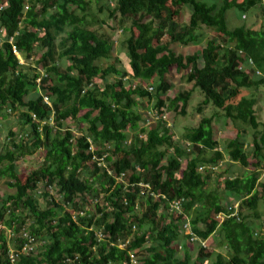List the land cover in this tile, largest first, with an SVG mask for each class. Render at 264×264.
Returning <instances> with one entry per match:
<instances>
[{
  "label": "trees",
  "instance_id": "obj_1",
  "mask_svg": "<svg viewBox=\"0 0 264 264\" xmlns=\"http://www.w3.org/2000/svg\"><path fill=\"white\" fill-rule=\"evenodd\" d=\"M90 1L106 16L101 23L114 18L126 34L128 71L112 57L110 36L89 28ZM90 1L0 0V118L19 109L23 125L8 131L0 151V176L14 189L0 197V223L16 234L26 229L41 248L10 262L8 248L22 238L0 229V264H131L130 252L139 264H210L213 256L212 264H264V119L254 108L264 84V30L241 21L262 0ZM233 8L241 23L231 27ZM203 26L215 35L207 39ZM191 42L205 43L203 66L198 54L170 47ZM13 46L33 66L20 63ZM172 68L193 86L169 98ZM251 87L255 96L241 95ZM195 88L204 96L197 110L210 103L216 111L175 140L163 115L184 114ZM139 103L157 120L144 124ZM217 109L248 124L252 140L243 127L216 139ZM66 119L84 132L76 136ZM36 153L37 166L19 175L17 162ZM225 154L243 173L232 164L218 170ZM213 177L225 194L210 187ZM214 237L226 254L203 245Z\"/></svg>",
  "mask_w": 264,
  "mask_h": 264
},
{
  "label": "rangeland",
  "instance_id": "obj_2",
  "mask_svg": "<svg viewBox=\"0 0 264 264\" xmlns=\"http://www.w3.org/2000/svg\"><path fill=\"white\" fill-rule=\"evenodd\" d=\"M90 1V0H89ZM112 5L115 4V0H111L110 2ZM264 0H262V3L260 5L251 7L245 12V17L241 16L242 24L246 25L247 27L253 28V29H262L264 30ZM185 12V22L189 19V11L188 9H184ZM238 14L237 9L233 8L229 13L228 17L230 18V24L231 27L237 26V23H241L239 20L236 19L234 14ZM106 16H103L102 12L97 11V5L94 1H90V7H89V15L86 16V20L89 21V28L98 30L101 33H104L105 35L110 36L111 40L113 41V49H112V57H118L122 66L125 68V70H129L128 65V56L126 53V48L124 46L123 40L126 36L124 34L116 19L114 18H106V23H101V19ZM126 25H129V22L126 23ZM239 25V24H238ZM203 29L206 32L207 39H210L213 35H215V31L208 29L207 27L203 26ZM59 38H57V42L59 41ZM219 38V37H218ZM205 46V43L202 42L200 44H196L194 42L188 43L187 45H181L179 43H172L170 45L171 49H173L176 53H180L183 55H189L192 53H196L199 55L198 58V66H203V59L201 58V49ZM38 56L37 54L34 55V57ZM37 58V57H36ZM111 60V59H110ZM23 63L33 66V59L25 60L22 59ZM107 60L104 62L106 63ZM166 79L172 84V88L167 92L166 96L169 98L173 97L176 92L191 89L193 86V83H189L186 81L184 72L181 70H176L175 68H172L168 74H166ZM155 80V78H153ZM150 84V83H148ZM151 85V84H150ZM254 87L242 89L241 95L246 96L248 94H252ZM34 90H31L30 94H32ZM255 96V94H252ZM256 104L254 108H256V115L257 119L259 121H262L264 119V84L260 85L259 88L256 90ZM204 96L202 92L195 88L194 91H192V94L188 100L187 106L185 108V113L181 114L178 110H167L166 113V121L168 123V126L170 127V131L173 135V138L175 140H180L182 133L186 130L188 127L196 126L202 116H212V114L215 113L216 109L209 103L206 106L202 107L201 111L197 110L198 104L203 100ZM150 107V108H149ZM151 109V106L146 107L145 104L139 103L138 110L140 113L144 116L149 110ZM19 109H14L8 112L4 117L0 118V151H4L3 149L6 147V138L8 137V131H14L16 133H20L22 129V124L19 120L18 111ZM217 116L213 121V136L222 141L227 140L229 138H234L237 131L240 128H245L246 130V140L249 142L252 140V135L254 133V130L249 127L248 124H244L240 121H231L228 118H226L221 110L217 109L216 112ZM149 125V124H146ZM64 127L71 129L76 136L82 134L85 129V125L83 123H78L77 121H73L72 119H66L64 122ZM262 131L263 129L261 127L258 128V131ZM184 144V142H183ZM182 144V145H183ZM222 149V147H220ZM264 151V149H263ZM40 153H36L33 155V157H24L20 159L17 162L19 175L23 176L22 174H26L30 169L37 166L38 159L40 158ZM227 161V162H226ZM230 162V163H228ZM185 164V161L182 163ZM228 164H232V166H235L237 170H239L240 166L238 163H234L230 160V157L228 155H224V161L222 165L219 167L218 170H224ZM3 163L0 164V169L2 168ZM204 167L201 165L198 167V170H203ZM220 172V171H215ZM215 172L213 175H215ZM239 172L243 173V170H239ZM221 174V172L216 176L218 177ZM216 177H213L211 181H213L212 184H210L211 188H217L218 191L225 194V191H223L222 184L216 180ZM264 180V172L261 173L259 177V181ZM7 178L0 176V197L3 196L4 193H11L14 191L12 187H10L7 183ZM210 181V182H211ZM209 182V183H210ZM41 205H44L41 203ZM259 209L261 218L258 220V222L263 223L264 227V203H259ZM31 220H26L27 223H30ZM264 229V228H263ZM205 247L214 250L215 252H221L223 254H226L227 249L221 244L218 239L214 237V242L210 238L206 241ZM193 254V248H191ZM195 257V254H194ZM215 256L210 260V264H212V261Z\"/></svg>",
  "mask_w": 264,
  "mask_h": 264
},
{
  "label": "built area",
  "instance_id": "obj_3",
  "mask_svg": "<svg viewBox=\"0 0 264 264\" xmlns=\"http://www.w3.org/2000/svg\"><path fill=\"white\" fill-rule=\"evenodd\" d=\"M0 8H2L0 6ZM17 34V32L15 33ZM1 36H0V42H1ZM12 37L10 38V41H12ZM13 52L16 54V56L19 58L20 63H23L21 55L19 54L18 50L13 46ZM39 80V79H38ZM150 90L152 89V87L149 88ZM166 114L163 115V118L165 119ZM145 121L144 124H150L151 122H154L157 120L158 115L156 114V111L154 109H150L145 115H144ZM110 172V171H109ZM147 187V186H146ZM172 207H178V203H174L172 205ZM232 207L236 210L237 209V203H234L232 205ZM228 209H231V207L229 206ZM235 213H232V215H234ZM220 220H222V214H218L217 216ZM0 229L5 230L7 237L10 239L11 237H15L16 236L18 238H22L21 243L19 244L18 248L15 247H10L8 248V258L10 260V262H15L20 255L22 254H30V253H35L37 249H41L39 247V241L37 240V238L33 235L30 234L29 231H27L26 229L22 228L20 230V232L18 234H16L13 230L6 228V226H4L3 224L0 223ZM183 230L184 232L187 234L189 233V224H184L183 225ZM126 243H121L118 246L119 247H124ZM205 243L203 242V245ZM129 258H130V262L131 264H139V261L137 260V257L135 256V254L133 252L129 253Z\"/></svg>",
  "mask_w": 264,
  "mask_h": 264
},
{
  "label": "clouds",
  "instance_id": "obj_4",
  "mask_svg": "<svg viewBox=\"0 0 264 264\" xmlns=\"http://www.w3.org/2000/svg\"><path fill=\"white\" fill-rule=\"evenodd\" d=\"M242 17H245V14L242 15ZM152 109V108H151ZM144 117V116H143ZM152 123V122H151Z\"/></svg>",
  "mask_w": 264,
  "mask_h": 264
}]
</instances>
